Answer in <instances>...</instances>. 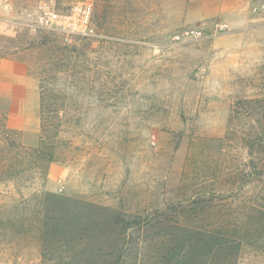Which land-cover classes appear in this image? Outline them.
Returning a JSON list of instances; mask_svg holds the SVG:
<instances>
[{"label": "rangeland", "instance_id": "1", "mask_svg": "<svg viewBox=\"0 0 264 264\" xmlns=\"http://www.w3.org/2000/svg\"><path fill=\"white\" fill-rule=\"evenodd\" d=\"M42 1L0 0V59L25 69L4 66L13 75L0 77V114L27 144L39 131L40 55L33 44L48 33L30 25L28 14ZM69 2L57 0L59 10ZM96 4L97 35L71 44L92 43L90 52L56 82L63 97L61 161L50 166L44 189L63 199L52 206L65 216L66 231L43 244L36 235L0 237V264H198L166 261L174 231L152 227L149 217L197 184L214 193L215 203L240 202L232 223L242 202L253 199L257 189L243 192L236 183L229 195L232 179L214 162L193 159L205 160L207 141L225 135H234L226 168L238 169L244 159L237 140L249 120L231 112L236 101L258 99L264 90V0ZM218 23L223 31H216ZM188 29H201L203 38L173 40ZM253 247L204 257L202 264H264V240Z\"/></svg>", "mask_w": 264, "mask_h": 264}, {"label": "trees", "instance_id": "2", "mask_svg": "<svg viewBox=\"0 0 264 264\" xmlns=\"http://www.w3.org/2000/svg\"><path fill=\"white\" fill-rule=\"evenodd\" d=\"M105 17L106 10L103 9V20ZM97 19L100 17H97L96 4L91 15L94 31ZM91 46L92 43L81 47L64 44L53 33L40 36L33 44L40 55L34 68L39 87V131L35 141L25 143L22 131L7 126L6 112L0 114V237L8 233L12 239L36 235L37 242L43 244L48 242V235L66 231L65 216L55 214L52 206L63 199L44 189L50 166L61 161L60 139L57 138L61 133L59 114L63 106L58 100L63 97L56 82L68 73V68L73 72L76 61L89 53ZM232 108L231 113L237 119L244 115L249 120L242 123L243 134L237 140L244 150V159L238 169L226 168L223 159L234 135L210 138L206 143L209 156L203 160L197 155L193 162L198 159L208 165L214 162L220 174L232 179L228 183L229 195L237 190L236 183L243 192L257 191L252 200L242 202L241 214L235 217L234 223L231 209L240 202L235 198L230 202L215 203L214 193L202 190L200 184L189 194L183 193V198L176 202L151 210L152 227L174 231L171 233L173 245L164 255L166 261L178 262L184 258L194 261L197 258L198 264H202L204 257H231L244 246L254 248L253 245L258 246L264 240V90L260 98L238 100ZM252 114L256 115L255 119H251ZM255 182L257 185L252 187ZM218 190V195L224 196L221 187Z\"/></svg>", "mask_w": 264, "mask_h": 264}, {"label": "built area", "instance_id": "3", "mask_svg": "<svg viewBox=\"0 0 264 264\" xmlns=\"http://www.w3.org/2000/svg\"><path fill=\"white\" fill-rule=\"evenodd\" d=\"M94 8V0H70L64 11L57 9V0H44L33 8L28 14L30 25L53 33L67 45H71L75 39L94 36L91 24V15ZM216 31H223V24L215 25ZM203 38L201 29H188L173 37L176 42L185 40H199ZM157 54L158 50H154Z\"/></svg>", "mask_w": 264, "mask_h": 264}, {"label": "crops", "instance_id": "4", "mask_svg": "<svg viewBox=\"0 0 264 264\" xmlns=\"http://www.w3.org/2000/svg\"><path fill=\"white\" fill-rule=\"evenodd\" d=\"M6 65H9L15 69H18V68H21L22 66H20L18 63L16 62H12V61H9V60H4V59H0V77L2 78H8V77H11L13 74V72H3V68L4 66ZM21 70L23 72H25V69L21 68Z\"/></svg>", "mask_w": 264, "mask_h": 264}]
</instances>
